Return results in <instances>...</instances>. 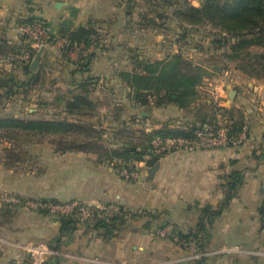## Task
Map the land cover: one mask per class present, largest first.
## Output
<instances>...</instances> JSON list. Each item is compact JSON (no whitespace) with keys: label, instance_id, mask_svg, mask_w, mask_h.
<instances>
[{"label":"crops","instance_id":"1","mask_svg":"<svg viewBox=\"0 0 264 264\" xmlns=\"http://www.w3.org/2000/svg\"><path fill=\"white\" fill-rule=\"evenodd\" d=\"M165 1L134 0L127 5L126 0H0V76L10 73L18 82L11 99L0 105V116L36 117L46 104L48 119L62 116L91 125L102 131L99 143L118 149L136 141L142 131L213 123L209 84L221 75L198 86L196 99L186 108L174 102L140 105L120 75L183 51L195 39V34L180 38L174 6ZM187 1L198 7L202 0ZM28 18L43 21L56 37L79 27L92 29L90 52L73 61L46 47L36 71L9 64L3 56L26 47L28 39L16 25ZM199 45L188 47L193 53ZM226 71L234 82L222 98L224 107L241 109L249 128L236 146L176 150L155 159L146 153L141 160L125 163L140 171L135 180L117 175L113 167L118 162L98 152L56 148L49 142L53 137L31 142L26 161L0 165V195L95 207L117 204L137 214L135 221L127 217L128 225L111 235L104 227L82 222L84 216L61 233L58 215L24 204H0V264L23 255L22 245L29 241L60 250L43 264H264V254L254 253L264 251V79ZM81 92L94 108L70 113L67 102ZM62 94L63 103H57ZM204 117L206 122L200 123ZM148 159L159 163L151 176L148 170L154 163ZM234 170L238 184L231 191L226 177ZM147 221L152 224L145 225ZM179 235L189 240L182 244ZM202 241L205 247L200 249ZM234 244L244 252L222 251Z\"/></svg>","mask_w":264,"mask_h":264},{"label":"trees","instance_id":"2","mask_svg":"<svg viewBox=\"0 0 264 264\" xmlns=\"http://www.w3.org/2000/svg\"><path fill=\"white\" fill-rule=\"evenodd\" d=\"M133 1L126 0V3L131 5ZM165 2L174 6L172 17L182 27L181 33H179L180 38L187 36L188 25L195 27L210 24L213 29H216L215 35L217 37L212 38L211 44L215 46V49L222 51L220 54L224 60L242 59L248 48L264 43V0H202L201 5L198 7L191 5L187 0H184L182 4L171 0H166ZM34 19L37 18H28L24 21ZM93 34L92 29L79 27L60 36H66L69 45L84 43L89 46ZM27 41L24 49L35 53L34 49L31 48L30 41ZM17 49L15 47L8 53ZM261 57L264 56L262 55ZM216 65L210 69L208 66L185 57L182 50L179 49L163 60L144 64L142 66L143 73L124 70L120 71V75L132 89L134 98L140 105L147 106V96L155 95L154 107L161 106L167 102H174L179 107L186 108L196 99L198 86L205 80L213 78L218 73V70H221V67ZM23 66L28 70L29 64ZM250 76L253 77L252 75ZM14 79L10 73L0 76V89H5L0 92V105L5 98L11 99L15 93L14 87L18 86V82H15ZM22 85L27 86L24 83ZM83 87L84 85H81V88ZM86 92L75 95L72 101L69 100L67 102L66 108L69 109L70 113H72L71 111L75 112V114L85 113L83 109L94 108V103L86 95ZM63 97L64 95L62 94L57 103H63ZM223 110L232 120L230 124L231 132L237 134L246 124L243 111L235 107H223ZM210 119L213 122V118ZM205 120V117L202 118L200 123L206 122ZM201 127V125L191 124L184 128H162L150 132L142 131L136 141H132L126 147L118 149L108 148L97 141L101 138V130H96L86 123L69 122L62 116L57 119L33 118L20 115L0 116V140L3 139L8 143L24 142L29 141V139L31 142H42L45 139L47 141L48 137H53L50 138L49 142L54 144L56 148L64 149V147L70 146L74 149L82 148L95 151L100 155L107 156L109 162L116 161L118 165H121L122 163L141 160L149 150L154 151L151 141L155 136L188 137L192 136L193 132ZM68 137L72 139L65 140ZM11 155L15 156V154ZM22 155H25L26 158H17L15 161H26L28 154L22 151ZM156 156L158 158L162 155L156 154ZM148 161L150 164L154 163L152 159H148ZM9 166L11 165L9 164ZM226 179L229 189L233 191L238 184L237 172L234 170ZM50 201L57 202L55 200ZM111 206H116L117 211L108 215V209ZM80 216L81 214L77 210L71 213L58 214L61 222V233L73 228L74 224L80 221ZM127 217L135 221L137 214L114 204L105 207L91 206L89 214L82 217L83 220L81 221L91 225L92 228L104 227L107 234L111 235L113 231L120 230L128 225ZM150 223L152 224V222L147 221L145 225H150ZM163 226L164 224L160 227ZM187 237V235H179L178 241H181L182 244L183 242L186 243L189 240ZM53 247L56 248V246ZM198 247L203 249L205 247L204 241Z\"/></svg>","mask_w":264,"mask_h":264},{"label":"built area","instance_id":"3","mask_svg":"<svg viewBox=\"0 0 264 264\" xmlns=\"http://www.w3.org/2000/svg\"><path fill=\"white\" fill-rule=\"evenodd\" d=\"M16 30L19 34L26 37L30 43L31 48L34 49L35 53L30 50H14L3 56V59L8 61L9 64H19L28 65L36 52L40 48H52L56 53L62 57L73 61H80L84 56H86L91 47L86 46L84 43H74L69 45L66 36H58L53 38L49 32L46 24L39 20L34 19L31 21H21L16 25ZM136 71L143 73L142 68ZM233 78L227 75H221L214 79L209 84L210 96L213 100L214 106V122L206 123L201 128L196 129L192 136H155L151 144L154 148L155 154L164 155L166 153L176 151V150H186L194 151L197 149L206 148H218L224 146H236L241 141H243L248 134L249 128L247 124H244L242 129L234 134L231 132L230 124L232 120L227 116L223 110L224 104L222 101L223 96L227 95L228 88L233 84ZM155 95L147 96L148 106H153L155 102ZM262 117L264 119V110L261 111ZM114 172L125 178V179H138L140 176V171L133 165L122 163L113 167ZM24 204V206L30 208H40L48 211L53 215L71 213L74 210L79 211L81 216H87L89 214V208L91 205L84 204L78 201H71L67 203L52 202V201H42L36 199H22L17 194H1L0 204ZM117 211L116 206H111L108 209V215ZM262 229L264 230V214L262 221ZM23 255L11 260L9 264H43L46 257L49 255H59L61 252L59 249L54 248L45 242H32L29 241L22 245ZM222 251L231 252H244V249L239 245H231L222 249ZM254 253L263 255L264 251L255 250ZM193 257H197V254Z\"/></svg>","mask_w":264,"mask_h":264},{"label":"rangeland","instance_id":"4","mask_svg":"<svg viewBox=\"0 0 264 264\" xmlns=\"http://www.w3.org/2000/svg\"><path fill=\"white\" fill-rule=\"evenodd\" d=\"M188 28H189V32H188L189 36L191 35L193 36V34H195V39L188 42L187 45L193 46L194 44H198V43L201 45L197 46L196 50L193 51V53L191 50H189L190 48L188 46H185V48L183 49L184 56L199 64L208 66L210 69H212L213 66L217 64L216 66L221 67V70H218V73L216 71L217 74L214 77H217L219 75L230 76V74L226 70L236 69L241 74H244V76L251 77L250 75H252L255 79H259V80L264 79V57H261L262 55L264 56V43L262 45L261 44L253 45L250 48H248V50L245 51L244 57L242 59H236V60L235 59L234 60L225 59L224 60V58L220 54V52L222 51L215 49V46L211 44L212 38L217 37L215 35L216 29H213L210 24H203V25L195 26L193 29H196V30L190 29L192 27H188ZM52 37L56 38V36H52ZM207 37H209V41L207 40ZM191 55H193V57H190ZM221 73H224V74H221ZM28 106H30V104ZM36 113H37L35 115L36 117H33V118H47V115H48L47 105L44 104L42 106V109L37 110ZM44 141H46V139ZM30 145H31L30 139L29 141L14 142V143L13 142L8 143L5 140L1 139L0 140V165L6 168L13 167L16 163L15 160L17 158L18 159H21V157H23V159L26 158L25 155H22V151L23 152L25 151L27 153L28 151L27 148H29ZM11 154H15V156ZM9 164L11 166H9Z\"/></svg>","mask_w":264,"mask_h":264},{"label":"water","instance_id":"5","mask_svg":"<svg viewBox=\"0 0 264 264\" xmlns=\"http://www.w3.org/2000/svg\"><path fill=\"white\" fill-rule=\"evenodd\" d=\"M43 50H44V48L42 47V48H40L37 52H36V54L34 55V57H33V59H32V61L29 63V68H28V70H30V71H36L38 68H39V66H40V59H41V54H42V52H43ZM235 90H232V92L230 93V99L231 100H233V94H235ZM147 155H149L151 158H153V159H155V157H156V154L152 151V150H149L148 152H147ZM158 166H159V163L156 161L150 168H149V170H148V173H149V175L151 176V175H153L154 173H155V171L157 170V168H158Z\"/></svg>","mask_w":264,"mask_h":264}]
</instances>
